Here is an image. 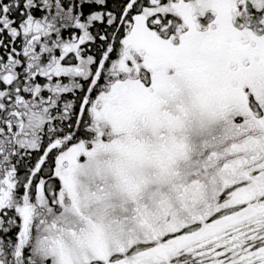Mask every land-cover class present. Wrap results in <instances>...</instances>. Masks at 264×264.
<instances>
[{"label":"snow or ice","instance_id":"1","mask_svg":"<svg viewBox=\"0 0 264 264\" xmlns=\"http://www.w3.org/2000/svg\"><path fill=\"white\" fill-rule=\"evenodd\" d=\"M0 264H264V0H0Z\"/></svg>","mask_w":264,"mask_h":264}]
</instances>
